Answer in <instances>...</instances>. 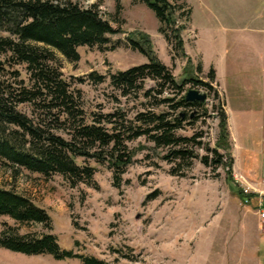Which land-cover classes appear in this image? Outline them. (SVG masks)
Here are the masks:
<instances>
[{
	"label": "rangeland",
	"instance_id": "374dc122",
	"mask_svg": "<svg viewBox=\"0 0 264 264\" xmlns=\"http://www.w3.org/2000/svg\"><path fill=\"white\" fill-rule=\"evenodd\" d=\"M73 1L96 6L101 16L120 30L110 35L105 50L80 47L81 57L76 61L55 50L65 77L81 93L86 121L101 120L120 110L125 113L124 124H129L141 112L169 111L166 103L158 105L154 98L179 96L170 83H166L163 95L158 93L159 85L152 90L160 83L153 79H145L143 87L129 95H123L112 84L113 74L147 64L151 56L168 66L179 81L195 77L211 82L218 95L206 86L188 83L183 94L200 89L209 98L202 107L176 110V114L191 110L189 119L176 129L177 136L190 142L158 146L147 134L127 139L130 161L122 168L113 167L107 159L98 162L95 157L80 158L81 163L95 167L91 183L74 182L60 173L47 177L0 161V185L29 196L52 217L48 227L37 223L20 225L3 216L0 233L5 222L20 233H51L57 236L62 249L95 256L110 264H264V220L260 214V206L264 207V177L250 168L251 172L244 173L235 165L229 117L233 164L227 165L230 159L222 148L218 152L225 156L224 160L216 161L221 130L219 107L223 106L227 116L228 113L216 79H210L214 67L204 62L208 63V57L210 61L215 59L223 18H231L228 14L239 8L234 0L174 1L181 6L176 12L178 25L185 26L180 34L182 47L168 40L155 11L141 0ZM229 25H234L232 19L226 21ZM136 32L149 35L152 49L148 54L131 44L129 38ZM93 71L106 79H89ZM147 91H151L150 96ZM20 108L33 111L27 105ZM181 146L191 153L186 158L172 156L171 150ZM94 151H100L99 147ZM240 191L257 196L245 201ZM0 264L83 262L76 257L28 255L0 245Z\"/></svg>",
	"mask_w": 264,
	"mask_h": 264
},
{
	"label": "trees",
	"instance_id": "16d2710c",
	"mask_svg": "<svg viewBox=\"0 0 264 264\" xmlns=\"http://www.w3.org/2000/svg\"><path fill=\"white\" fill-rule=\"evenodd\" d=\"M153 9L161 21V31L168 40L183 46L180 37L185 26L178 25L176 12L179 0H141ZM182 17H186L183 14ZM120 32L103 18L96 6H83L73 0H0V161L12 167H23L44 176L63 174L74 182H92L95 167L81 163L80 158L95 157L98 162L107 159L116 168L129 162L127 139L149 135L158 146L179 145L190 142L177 136L176 129L189 119L192 106L202 107L203 102H190L183 94L185 86L194 82L206 86L218 95L211 82L186 77L177 80L168 66L155 57L147 64L131 67L113 74L112 84L123 95L138 92L145 79L157 80L163 95L166 83L179 94L162 97L157 104L166 103L169 111L149 110L139 113L129 124H124L125 113L118 110L104 116L107 119L86 121L81 93L62 72L55 50L69 59L79 60V48L107 49L110 35ZM137 36H136V35ZM129 38L135 49L149 53L152 49L148 34L136 32ZM150 49V50H149ZM25 69V71L23 70ZM89 79L103 82L106 76L93 71ZM210 79L215 81V70ZM151 90V91H152ZM151 91H147L148 96ZM32 108V113L21 109ZM185 108L184 113L176 110ZM175 113V115H173ZM220 135L218 139V163L223 162L224 149L229 157L227 165L233 164L228 116L219 107ZM172 116V118H170ZM66 133V134H65ZM99 147L100 151L92 152ZM188 148H175L171 155L186 158ZM252 199L256 194L246 196ZM8 216L20 225H51L52 217L29 196L0 185V218ZM0 245L28 255L48 254L56 259L79 258L83 264H110L95 256L74 253L62 249L57 236L51 233H20L19 229L4 223L0 233Z\"/></svg>",
	"mask_w": 264,
	"mask_h": 264
},
{
	"label": "crops",
	"instance_id": "0c3cea01",
	"mask_svg": "<svg viewBox=\"0 0 264 264\" xmlns=\"http://www.w3.org/2000/svg\"><path fill=\"white\" fill-rule=\"evenodd\" d=\"M234 4L239 8L223 18L214 61L204 62L216 70L225 99L235 165L264 177V0ZM230 19L232 27L226 26Z\"/></svg>",
	"mask_w": 264,
	"mask_h": 264
},
{
	"label": "water",
	"instance_id": "95a60500",
	"mask_svg": "<svg viewBox=\"0 0 264 264\" xmlns=\"http://www.w3.org/2000/svg\"><path fill=\"white\" fill-rule=\"evenodd\" d=\"M186 99L190 102H195V101H200V102H205V101H209L208 98V93L204 92L200 89H189L186 92ZM194 115V113H192V116Z\"/></svg>",
	"mask_w": 264,
	"mask_h": 264
},
{
	"label": "built area",
	"instance_id": "2783aa9c",
	"mask_svg": "<svg viewBox=\"0 0 264 264\" xmlns=\"http://www.w3.org/2000/svg\"><path fill=\"white\" fill-rule=\"evenodd\" d=\"M244 191H245V193H250L246 189ZM245 195L248 196V194H245ZM246 201H248V200H246ZM260 214H261V218L264 220V207L263 206L262 207L260 206Z\"/></svg>",
	"mask_w": 264,
	"mask_h": 264
}]
</instances>
